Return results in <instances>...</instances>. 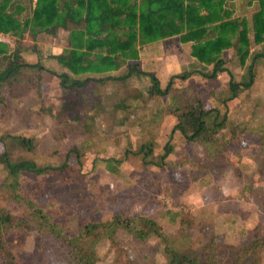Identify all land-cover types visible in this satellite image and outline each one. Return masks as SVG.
I'll return each mask as SVG.
<instances>
[{
	"label": "rangeland",
	"instance_id": "rangeland-1",
	"mask_svg": "<svg viewBox=\"0 0 264 264\" xmlns=\"http://www.w3.org/2000/svg\"><path fill=\"white\" fill-rule=\"evenodd\" d=\"M225 7L232 19L246 21L248 28L258 9L249 0H234ZM19 15L24 17H15ZM8 37L0 40L7 50L12 46L10 51L18 38ZM247 38L249 57L243 66L231 49L220 55L235 83L247 80L251 55H264V41L254 44L250 31ZM5 63L0 60V69ZM175 68L161 88L172 75L192 74L184 81L173 80L168 96L152 99L145 92L147 81L139 78L88 83L71 92L61 90L57 79L43 72L47 69L21 68L0 86V153L4 145L12 161L55 168L66 160L73 168V174L52 171L36 179L22 173L17 179L22 196L63 228L109 221L123 211L154 221L180 254L199 263L233 264L240 250L257 239L258 248L237 260L264 264V58L253 64L251 86L229 101L225 73L210 80L197 74H208L210 66L195 62L176 74ZM191 89L208 110L207 126L226 116L222 139L211 150L175 132L171 153L161 160L175 123L168 114L171 97L179 96L182 102ZM242 124L233 136L229 133ZM16 137L30 139L32 149L20 148ZM6 175L0 165V211L18 216L24 208L12 198ZM1 238L20 263L37 260L43 241L37 232L6 228ZM114 239L113 245L103 239L95 246V264H168L155 238L140 243L120 229ZM44 264L61 261L53 255Z\"/></svg>",
	"mask_w": 264,
	"mask_h": 264
},
{
	"label": "trees",
	"instance_id": "trees-1",
	"mask_svg": "<svg viewBox=\"0 0 264 264\" xmlns=\"http://www.w3.org/2000/svg\"><path fill=\"white\" fill-rule=\"evenodd\" d=\"M59 1L60 7L57 4ZM232 1L234 0H151L136 16L132 6H126L120 11L117 7L102 2L100 4L104 10L101 9L93 15L88 9L81 14L80 1L77 8L72 10L70 3L65 0H36L31 16L19 22L11 15L12 10L19 8L17 0H0V33L21 38L26 31L34 37L38 33L54 36L59 28L67 30L68 49L58 56L49 57L65 69V72L55 74L46 70L57 79L61 90L72 92L85 88L88 83L123 81L130 76H136L146 79L148 84L145 92L150 99L168 96L174 89L173 80L184 81L192 72L183 71L179 75L170 76L164 88L159 87V82L152 73L140 71L135 64L127 66L124 76L111 77L108 73L121 68L126 60L136 58L133 48L136 42L149 43L178 35L181 43L189 44L190 57L199 64L210 66L208 74L197 73L198 75L210 80H214L219 73L228 76L229 96L225 101H229L234 99L238 92L251 86L253 64L258 58H264L262 54L251 55L245 82H233L231 74L223 68L224 61L220 55L228 49L233 51L238 64L244 65L249 57L247 40L249 31L254 44L264 41V0H249L255 2L258 7L257 12L249 20V28L246 21L231 18L232 12L225 5ZM151 4L156 6L151 7ZM121 13L125 14L122 21L118 20ZM167 14L169 18L165 19ZM92 24L95 28L90 32ZM135 31H138V34ZM94 49H98L99 52L91 54ZM17 55L16 48L9 51V48L7 50L6 46L0 43V60L6 61L5 66L0 69V86L19 69L34 67L25 64ZM35 68L39 66L36 65ZM81 74L91 76L81 80L69 76L76 77ZM96 75L99 77L95 78ZM171 101L168 114L174 117L175 123L162 147L163 154L160 159L171 153L170 140L175 132L188 142H199L207 149L213 150L214 144L222 139L221 131L225 127L226 116L218 123L207 126L204 118L208 110L204 109L201 96L193 89L186 91L182 102L179 96L175 95L171 97ZM244 125L230 128L229 133L233 136L237 128ZM14 141L20 148L27 151L32 149L30 139L16 137ZM2 146L0 165L6 170L7 186L13 190L12 198L18 205L23 206L24 212L17 216L8 211H0V264H44L45 258L53 255L61 264H95V246L103 239L111 245L115 244V234L120 229L140 243L146 242L149 238L157 239L163 247L162 252L168 264H213L210 260L199 263L196 259L180 254L174 246L175 242L163 235L154 221L140 215L130 216L121 211L114 213L109 221H90L73 230L63 228L53 216L39 209L32 199L22 196L17 179L22 173L31 174L36 179H42L52 171L61 170L73 174V168L66 164V160L55 168L37 167L31 161H12L4 145ZM145 149L149 150L148 147ZM6 228L35 231L40 235L43 241L38 245L36 261L27 260L20 263L8 249L4 248L1 232ZM257 248L256 239L240 250L237 258L245 257L248 252H254ZM237 258L233 264H241Z\"/></svg>",
	"mask_w": 264,
	"mask_h": 264
},
{
	"label": "crops",
	"instance_id": "crops-1",
	"mask_svg": "<svg viewBox=\"0 0 264 264\" xmlns=\"http://www.w3.org/2000/svg\"><path fill=\"white\" fill-rule=\"evenodd\" d=\"M67 3H70V8L73 10L74 8H77L78 1L81 3V14H84V11L88 9L92 12L93 15L97 14L101 9L104 10V8L101 6L100 3L105 2L106 5H109L111 7H117L118 10H124L126 6L133 7V10L135 11V15L138 16L139 10H143V8L146 6L147 2H150L151 0H65ZM36 0H17V3H19V8L16 10H12V17L14 19L22 18V20L28 19L31 16L32 10L35 6ZM58 6L60 7V1L57 2ZM156 5L151 4V7H154ZM9 13V12H6ZM15 14H24V17L21 15L15 17ZM125 17V14L121 13V16L118 20H123ZM169 15L167 14L165 16V19H168ZM22 20H18L19 22H22ZM95 26L92 24V27L89 28L90 32H93ZM136 34H138V31H135ZM68 31L63 30L61 28L57 29L56 34L54 36L48 35L45 33H38L34 37L30 32L26 31L23 33L22 37L19 39H15L16 43L14 42V47L16 48L18 52V59L23 61L25 64H28L30 66L36 65L39 66V68L47 69L48 71L59 74L62 72H65V69H63L57 62L53 59H50L49 57L58 56L60 55L64 50L68 49ZM0 36L2 38H7L10 36V34H3L0 33ZM9 37L7 38V41L9 42ZM0 43H4L3 40ZM10 46L9 48H11ZM189 44L188 43H181L179 41L178 35L159 39L153 42L149 43H141L138 44L136 42L134 44V50L136 54L135 59H128L125 61L124 65L119 68L116 71H112L109 74L111 77H121L126 74H121L123 69H127L128 65H137L139 70L142 72L152 73L155 78L159 82V87L161 88V82H165L167 77L169 76V71L171 67H177L175 68L173 73L179 72L181 69H185L186 65L195 63L196 61L189 56V50H188ZM98 49H94L91 54L98 53ZM132 53V52H131ZM179 58H182L183 61H179ZM185 60L187 63L185 64ZM171 61L175 63V65L171 64ZM195 61V62H194ZM84 65V64H83ZM35 70V69H34ZM44 73H47L43 71ZM121 74V75H119ZM72 78L75 79H83L85 77H90V74H81L78 76H72L69 75ZM160 76L161 78H159ZM95 78H98L99 76H94ZM128 78H139L140 80L145 81L146 79L136 77V76H130ZM127 78V79H128ZM125 79V80H127ZM104 82V81H103ZM102 82V83H103ZM147 86V83H146Z\"/></svg>",
	"mask_w": 264,
	"mask_h": 264
},
{
	"label": "built area",
	"instance_id": "built-area-1",
	"mask_svg": "<svg viewBox=\"0 0 264 264\" xmlns=\"http://www.w3.org/2000/svg\"><path fill=\"white\" fill-rule=\"evenodd\" d=\"M0 42H1V40H0Z\"/></svg>",
	"mask_w": 264,
	"mask_h": 264
}]
</instances>
